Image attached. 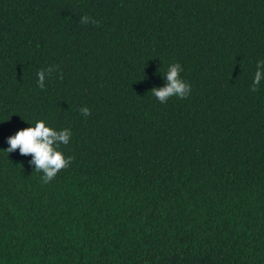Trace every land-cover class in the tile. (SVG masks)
Here are the masks:
<instances>
[{
    "label": "trees",
    "instance_id": "trees-1",
    "mask_svg": "<svg viewBox=\"0 0 264 264\" xmlns=\"http://www.w3.org/2000/svg\"><path fill=\"white\" fill-rule=\"evenodd\" d=\"M260 60L264 0H0V264H264ZM40 120L49 183L6 151Z\"/></svg>",
    "mask_w": 264,
    "mask_h": 264
},
{
    "label": "clouds",
    "instance_id": "clouds-1",
    "mask_svg": "<svg viewBox=\"0 0 264 264\" xmlns=\"http://www.w3.org/2000/svg\"><path fill=\"white\" fill-rule=\"evenodd\" d=\"M80 23L97 24L98 22L85 15L80 18ZM53 71L54 67L49 66L46 70L42 69L37 73V84L41 89L45 87L46 76ZM182 71V66L178 62L171 64L164 74L167 81L165 86L151 89L153 96L161 104L167 103L173 96L184 99L190 95L191 86L180 77ZM262 79H264V60L257 62L255 76L250 86L252 92L258 90ZM80 111L85 117L91 114L87 107L81 108ZM71 135L68 129L56 130L40 120L34 126L20 129L15 135L9 136L7 138L9 147L6 151L11 153L18 149L23 156L31 154L32 159L29 163L35 166L36 171L43 172V182L49 183L62 169L70 166L73 157L65 158L58 149L61 144L69 143Z\"/></svg>",
    "mask_w": 264,
    "mask_h": 264
}]
</instances>
